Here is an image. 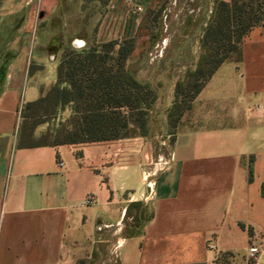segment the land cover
Returning a JSON list of instances; mask_svg holds the SVG:
<instances>
[{"label":"crops","instance_id":"1","mask_svg":"<svg viewBox=\"0 0 264 264\" xmlns=\"http://www.w3.org/2000/svg\"><path fill=\"white\" fill-rule=\"evenodd\" d=\"M216 1H91L98 41L158 25L156 56L136 78L148 83L159 70L161 115L197 66ZM49 2L0 0V264H264V28L217 70L174 135L164 123L161 135L21 146L23 107L45 91L46 64L31 52L36 11ZM251 245L263 250L259 261Z\"/></svg>","mask_w":264,"mask_h":264},{"label":"trees","instance_id":"2","mask_svg":"<svg viewBox=\"0 0 264 264\" xmlns=\"http://www.w3.org/2000/svg\"><path fill=\"white\" fill-rule=\"evenodd\" d=\"M264 28V0H217L201 38L197 66L189 69L175 87L170 125L191 108L217 70L233 55H240L245 37ZM134 40L111 41L89 50H73L57 68V81L40 99L26 106L20 129L21 146L35 147L119 140L137 129L148 136V123L157 94L141 83L129 66ZM69 107L72 115L60 134L64 140L35 142L36 128L44 122L28 121L40 110L44 116ZM137 134L136 132L133 134ZM264 192V189H263Z\"/></svg>","mask_w":264,"mask_h":264},{"label":"rangeland","instance_id":"3","mask_svg":"<svg viewBox=\"0 0 264 264\" xmlns=\"http://www.w3.org/2000/svg\"><path fill=\"white\" fill-rule=\"evenodd\" d=\"M93 0H50L46 8L39 12L36 11V21L33 33V47L31 57L38 59L46 64L45 71L38 76L41 81L39 86V92L45 89L42 95L44 96L47 91L54 85L57 79V68L62 61L63 57L72 53L73 50H77L73 47V42L76 40L86 42L85 50H89L94 46H101L107 42H101L97 39V29L101 22V16L99 15L97 8L91 5ZM174 12L175 15L182 16L180 12ZM89 10V12H88ZM93 11V13H91ZM40 12H43V18L40 19ZM87 12V14H86ZM153 25V24H152ZM151 24L147 26L141 34L133 38L135 51L131 56V71L137 76V73L142 64L146 61L153 59L156 53L153 52V46L162 38H155L152 33L153 28H157L158 25ZM181 38H172L171 43H177ZM111 42V41H109ZM122 42V41H119ZM159 43V42H158ZM141 47V48H140ZM140 48V49H139ZM81 50V49H79ZM240 55H233L229 61L238 60ZM51 58L54 62H50ZM194 69V68H191ZM189 70V69H188ZM30 71L32 74L37 73V66H31ZM158 69H149L145 78L150 81L147 83L151 85L154 91L157 92L160 86L157 82L160 80ZM185 74L183 75L184 78ZM182 78V79H183ZM43 82H45L43 84ZM175 98L171 105L165 109V112L161 115L163 107L160 105L156 108L157 101L151 111V120L148 123L149 134H162V125L164 123L168 126V132L172 135L176 134L180 128H183L189 118L191 117V111H186L179 121L170 125L169 112L173 108ZM25 105L22 110L23 113L30 114L27 111ZM35 115L37 118L32 117L28 121V127L30 128L34 122H44L36 128L33 140L35 142L46 141L49 143L56 142L57 140H64V136L60 134L62 128L67 124L72 112L69 107L59 109L58 111L44 116V111L40 110ZM24 123V119L22 124ZM22 127V125H21ZM138 129V128H137ZM132 129L130 133L133 135L135 132L141 134L139 130ZM216 264H242L238 258L233 256H224L220 258Z\"/></svg>","mask_w":264,"mask_h":264},{"label":"built area","instance_id":"4","mask_svg":"<svg viewBox=\"0 0 264 264\" xmlns=\"http://www.w3.org/2000/svg\"><path fill=\"white\" fill-rule=\"evenodd\" d=\"M128 2V6H133L131 0H127ZM136 10L138 12H141L142 11V8L141 7H137ZM62 166V164H61ZM95 200L93 197H89L86 201V204L87 205H91V204H94ZM263 254V250L256 246V245H251L250 248H249V252H248V255H249V258L252 260V261H259L261 255Z\"/></svg>","mask_w":264,"mask_h":264},{"label":"water","instance_id":"5","mask_svg":"<svg viewBox=\"0 0 264 264\" xmlns=\"http://www.w3.org/2000/svg\"><path fill=\"white\" fill-rule=\"evenodd\" d=\"M41 18H43V14H41ZM73 47L75 49H84L86 47V43L84 41L76 40L73 42Z\"/></svg>","mask_w":264,"mask_h":264}]
</instances>
